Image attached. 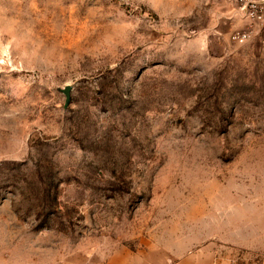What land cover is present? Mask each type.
I'll use <instances>...</instances> for the list:
<instances>
[{
    "label": "rangeland",
    "instance_id": "1",
    "mask_svg": "<svg viewBox=\"0 0 264 264\" xmlns=\"http://www.w3.org/2000/svg\"><path fill=\"white\" fill-rule=\"evenodd\" d=\"M244 25L232 0H0V264H264Z\"/></svg>",
    "mask_w": 264,
    "mask_h": 264
},
{
    "label": "built area",
    "instance_id": "2",
    "mask_svg": "<svg viewBox=\"0 0 264 264\" xmlns=\"http://www.w3.org/2000/svg\"><path fill=\"white\" fill-rule=\"evenodd\" d=\"M242 16L245 25L233 30L230 37L236 42H246L254 37L264 27V0H232Z\"/></svg>",
    "mask_w": 264,
    "mask_h": 264
},
{
    "label": "water",
    "instance_id": "3",
    "mask_svg": "<svg viewBox=\"0 0 264 264\" xmlns=\"http://www.w3.org/2000/svg\"><path fill=\"white\" fill-rule=\"evenodd\" d=\"M70 90H71V85L70 84L66 85V87L64 88V92L66 93V97H67L66 98V104L69 102L70 97H71Z\"/></svg>",
    "mask_w": 264,
    "mask_h": 264
},
{
    "label": "crops",
    "instance_id": "4",
    "mask_svg": "<svg viewBox=\"0 0 264 264\" xmlns=\"http://www.w3.org/2000/svg\"><path fill=\"white\" fill-rule=\"evenodd\" d=\"M238 22H239V21H238ZM238 25H240V22H239V23H237V24H235V25H234V27H236V26H238Z\"/></svg>",
    "mask_w": 264,
    "mask_h": 264
}]
</instances>
